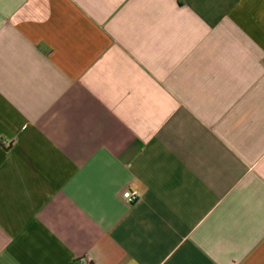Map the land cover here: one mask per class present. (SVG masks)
<instances>
[{
	"label": "crops",
	"instance_id": "crops-1",
	"mask_svg": "<svg viewBox=\"0 0 264 264\" xmlns=\"http://www.w3.org/2000/svg\"><path fill=\"white\" fill-rule=\"evenodd\" d=\"M0 264H264V0H0Z\"/></svg>",
	"mask_w": 264,
	"mask_h": 264
},
{
	"label": "built area",
	"instance_id": "built-area-1",
	"mask_svg": "<svg viewBox=\"0 0 264 264\" xmlns=\"http://www.w3.org/2000/svg\"><path fill=\"white\" fill-rule=\"evenodd\" d=\"M140 195V192H132L131 190H127L123 193L124 198L131 203L135 202L140 197Z\"/></svg>",
	"mask_w": 264,
	"mask_h": 264
}]
</instances>
